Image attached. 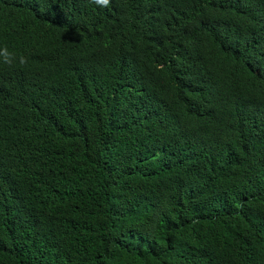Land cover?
Segmentation results:
<instances>
[{"label": "trees", "instance_id": "trees-1", "mask_svg": "<svg viewBox=\"0 0 264 264\" xmlns=\"http://www.w3.org/2000/svg\"><path fill=\"white\" fill-rule=\"evenodd\" d=\"M0 264H264V0H0Z\"/></svg>", "mask_w": 264, "mask_h": 264}, {"label": "clouds", "instance_id": "clouds-1", "mask_svg": "<svg viewBox=\"0 0 264 264\" xmlns=\"http://www.w3.org/2000/svg\"><path fill=\"white\" fill-rule=\"evenodd\" d=\"M93 2L101 7H107L110 4V0H93ZM17 63L20 66H27L28 59L24 55H19V57H17L14 52L9 51L7 46L0 48V64L12 68Z\"/></svg>", "mask_w": 264, "mask_h": 264}]
</instances>
